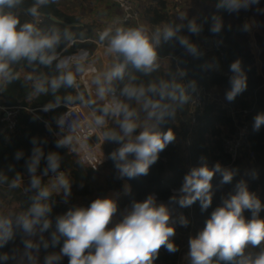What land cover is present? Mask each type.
I'll use <instances>...</instances> for the list:
<instances>
[{"label":"clouds","instance_id":"clouds-1","mask_svg":"<svg viewBox=\"0 0 264 264\" xmlns=\"http://www.w3.org/2000/svg\"><path fill=\"white\" fill-rule=\"evenodd\" d=\"M58 3L0 0V92L23 81L27 102L51 97L40 112L65 108L52 118L56 129L52 122H43L56 137L55 147L66 149V154L88 149L87 159L95 161L86 144L93 134L103 145H118L107 157L102 151V158L91 165L95 170L104 159L111 160L118 180L147 176L161 152L175 142L172 128H162L175 123L195 103L198 92L197 81L187 79L188 70L182 65L186 57L200 60L207 51L193 37L200 38L208 24L212 38L204 37V43L219 48L225 30L219 12L238 16L254 7L264 12L258 7L260 0H215L217 12L203 19L187 11L156 25L116 17L90 39L98 48L93 51L78 47L85 42L82 33L72 30L78 25L61 27L63 21L43 11ZM45 19L54 23L42 27ZM258 26L253 19L245 21L240 30L251 33ZM227 28L231 30L232 25ZM176 50L179 56L174 54ZM200 67L204 71L221 68L216 57ZM229 71L225 99L233 102L246 91L247 75L240 59L230 64ZM32 119L42 117L33 113ZM262 126L264 112L254 117L253 131ZM30 143L27 157L22 149L13 156L16 162L24 161L23 172L15 163L0 169L4 194L20 190L27 200L22 210L0 211V264H63L65 258L67 264H154L162 248L170 254L179 251L173 240L176 226L190 224L183 212L173 215L176 207L190 212L199 202L201 212H206L213 204L212 181L217 175L220 185H232V190L221 197L203 228L189 237L188 264H264V202L249 190L244 178L233 184L240 175L238 167L218 161L209 166L207 157L201 156L199 166L190 168L167 203L149 193L143 200L133 199L121 212L117 199L102 196L87 207H70L53 216L54 197L69 202L72 178L62 168L64 156L59 151H45L47 138L33 136ZM79 163L82 167L83 159ZM245 175L256 179L258 173L251 169ZM123 190L130 193L131 186L124 183ZM118 212L121 219L117 221Z\"/></svg>","mask_w":264,"mask_h":264},{"label":"trees","instance_id":"trees-1","mask_svg":"<svg viewBox=\"0 0 264 264\" xmlns=\"http://www.w3.org/2000/svg\"><path fill=\"white\" fill-rule=\"evenodd\" d=\"M151 6L148 7V22L152 25L162 24L174 20L179 12L169 9L168 0H150ZM200 11L201 19L204 16H210L216 13L215 0H197ZM150 3V2H149ZM156 3V4H155ZM259 6L264 9V0H260ZM44 12H51L55 17L69 24H78L81 22V14H73L64 10L60 4L50 5L48 8L43 9ZM73 14V15H72ZM223 17L225 23V30L221 36L223 44L216 48L214 55L210 54L209 50L206 51V56L200 60L186 57V63L182 65L188 70L187 79H195L198 88H203L208 93L219 94V100L207 102L205 107L195 112L197 115V123L192 124L191 105L187 106L182 111L175 123L164 125L162 130L167 131L172 128L176 135L174 143L169 144L166 149L161 152L158 161L151 166L150 172L147 176H141L138 179L127 180L131 185L130 194L118 201L119 210L122 211L125 207L130 205V202L135 200H143L149 193H155L159 198H167L172 194L174 189H179L184 175L190 170L191 167L199 166L201 156L208 159L209 166L215 162H220L224 166L238 167L240 175L236 176L233 184L241 178H244L251 184L252 189L255 191L260 189L257 194L258 197L264 202V158L261 153L264 152V126L259 131H253L254 117L261 112H264V102L262 99L261 84L257 76L255 54L252 51L251 43L246 35V32L240 30L241 23L233 21V15L227 12H219ZM264 16V12H263ZM54 21L45 19L42 27H49ZM210 23V22H209ZM82 24V22H81ZM231 24V30H228L227 25ZM61 27L66 25L60 24ZM208 24H205L204 32L200 38L193 37L197 40L202 47L205 48L204 37H209L211 34L208 32ZM73 31L82 33L85 37V42L78 45V47L86 48L95 51L97 45L89 42L92 38V26L84 24L73 27ZM71 51L75 52L73 48ZM167 51V49H166ZM175 55L179 56L180 51L176 50ZM212 57H216L222 67L221 71H204L200 65ZM236 59H240L242 67L247 75V89L242 94L238 95L233 102H228L225 99V92L229 89V71L230 64ZM175 67V64H173ZM1 96L5 99L8 105H23L29 107H42L47 103L51 97L44 96L38 100L27 102L25 99L26 88L23 81H16L11 84L4 92H0ZM224 103L228 104L231 108H254L251 113L252 124L249 129L248 140L251 147L259 154L262 166L255 168L258 173L256 179L243 174L241 168V157L232 160L231 156L225 152L223 147V136L226 132L222 128L224 126L228 131H234V121L229 115V111L225 108ZM64 110L63 107L56 109L52 112H40L41 120L34 121L32 114L22 112L18 116L16 127L13 131H8L4 125L0 123V169H6L9 163H15L18 171H24V161H14L13 156L17 150H24L25 157L30 154L32 145L30 139L33 136L47 138L48 144L45 145V151H59L64 156L62 168L66 173L71 175L72 178V195L67 204L62 202V197H54L56 204L54 206L53 216L63 214L70 207L83 206L87 207L91 201L97 197L106 196L111 190L120 191L123 186V180L115 178V171L111 160H108L97 170H93L90 166L83 164L80 166V160L74 153L66 154V149H57L55 147L56 137L49 133L43 121L54 123L52 118ZM54 128V127H53ZM188 141L184 145V141ZM118 145L104 144L103 148L106 155L114 150ZM243 159V157H242ZM240 160V161H239ZM240 165V167H239ZM252 168H249L251 170ZM221 177L219 175L214 177L213 189L214 197L212 206L206 211L201 212L199 202L192 205L188 218L190 220L189 227L194 225V232L197 233L203 228L205 220L210 216L211 211L221 203V197L226 195L232 190V185H220ZM27 183V176H25ZM83 185V187H81ZM0 201L2 206L0 210L7 204L18 206V210H22L27 206V200L20 190L14 191L10 195L4 194V189L0 188ZM246 217L250 218V213H245ZM264 217V212L261 213ZM121 219V216H120ZM189 227L186 229L178 228L173 240L179 247V251L170 254L164 248L160 250L158 259L154 264H181V253L187 247L189 239ZM5 251L7 249H4ZM188 264L187 259L182 261ZM63 264H67L65 258Z\"/></svg>","mask_w":264,"mask_h":264},{"label":"built area","instance_id":"built-area-1","mask_svg":"<svg viewBox=\"0 0 264 264\" xmlns=\"http://www.w3.org/2000/svg\"><path fill=\"white\" fill-rule=\"evenodd\" d=\"M106 1L112 2L114 5H116L122 12L121 18L128 17L129 23H132L134 20H140V15L137 12L138 0ZM206 96L207 94L203 88H198V92L194 94L195 103L191 104L190 107L191 112L194 113L192 114L191 119L193 125L197 123V115L195 114V112L203 109L206 103L208 102ZM224 106L228 109L229 114L235 124L234 131L228 132L223 136V147L225 149V152L231 156L233 161L244 155L251 165L258 166L259 156L257 152L251 147L250 142L248 140L249 129L252 124L251 113L254 108H231L226 103H224ZM40 108L41 107L8 105L5 103L4 99L0 94V123L4 125V128L6 130L13 131L16 127L19 114L25 111L28 114L33 115V113H37L40 115ZM64 111H66L65 108L63 112ZM53 127L54 129H56L55 123H53ZM86 144L90 146L91 153L95 155L96 159L95 161H90L89 159H87V157L89 156V150L85 149L79 154H76L80 161L83 159V164L91 167L92 163L98 162L102 158V151L104 153V156L107 157L106 152L103 148L102 141H98L95 134H93L86 140ZM106 161L107 159H104L102 163L98 164L95 171L98 170ZM169 197L159 198L157 196L158 200H163L164 202H166ZM190 208H192V206Z\"/></svg>","mask_w":264,"mask_h":264},{"label":"rangeland","instance_id":"rangeland-1","mask_svg":"<svg viewBox=\"0 0 264 264\" xmlns=\"http://www.w3.org/2000/svg\"><path fill=\"white\" fill-rule=\"evenodd\" d=\"M150 2V3H149ZM169 3V9L174 10L176 12H181V11H187L189 15H195L198 14L200 11L199 5L197 0H168ZM60 6L66 10L67 12H74L73 14H81L83 19L88 18L90 22L94 23L97 25L99 28L98 30L102 29L104 26H106V23L110 21L109 17L106 18L105 15V9L108 7H112V2L106 1V0H59ZM151 1L150 0H138V6H137V12L140 15V22H148V7L151 6ZM156 4V3H155ZM260 7V6H258ZM117 8V7H116ZM261 8V7H260ZM118 12L122 15V12L119 8H117ZM72 14V15H73ZM103 14V15H102ZM233 15V21H237L241 24H243L245 21H250V20H255L258 23V27L253 28L251 33H246L250 43H251V48L252 51L255 54V59H256V68H257V76L261 84V92H262V99L264 102V16L263 12H257L255 10V7L249 11H241L240 14L237 16L235 14ZM103 18H106L105 20H102ZM81 23V22H80ZM151 24V23H150ZM90 41V40H89ZM205 48L209 50L210 54L214 55L216 52V49L214 46H208L205 44ZM221 66V65H220ZM222 70V67L220 68V71ZM210 94V95H208ZM206 98L208 99V102L210 101H215L217 99H220L218 95L214 93H208ZM210 96V97H209ZM3 98V96H2ZM4 99V98H3ZM5 100V99H4ZM221 101V100H220ZM38 107V106H37ZM86 111V110H85ZM223 131L226 130L225 134L227 133V128L224 126L222 128ZM224 134V135H225ZM188 141H184V145H187ZM261 157L264 158V152H262ZM259 156V154H258ZM243 157V159H242ZM241 157V164L243 167L241 168V172L243 174L249 170V168L255 169L259 168L262 166V161L260 162V156H259V165L258 166H253L250 164V162L247 160V158L243 155ZM240 161V160H239ZM240 167V165H239ZM47 179V178H45ZM26 183V181H25ZM249 190L252 189L251 184H249ZM256 194L260 192V189H257L254 191ZM11 211H17L18 206L12 205ZM184 215L188 217L189 215V208H184L180 209ZM189 227V226H187ZM187 227H182L177 225L176 230L178 228L186 229ZM194 225L192 224L191 227H189V237L194 236L196 233L194 232ZM188 243V241H187ZM188 251V245L186 248L183 249V252L181 253V258L182 261L186 260V253ZM180 262L181 264H184L183 262Z\"/></svg>","mask_w":264,"mask_h":264},{"label":"crops","instance_id":"crops-1","mask_svg":"<svg viewBox=\"0 0 264 264\" xmlns=\"http://www.w3.org/2000/svg\"><path fill=\"white\" fill-rule=\"evenodd\" d=\"M117 6L116 5H114V4H112V7L110 6V7H108L107 9H105V15H106V18H108L109 17V19L110 20H112L113 18H116V17H121V14L118 12V10H117V8H116ZM69 13H74V12H69ZM76 14H78V13H76ZM103 15V14H102ZM106 18H103L102 20H105ZM83 19V17L81 18V22H82V24H81V26H84V24H87V25H91L92 26V36L91 37H94V35H95V33H96V31L100 28H98L97 27V25H95L94 23H92V22H90V20H88V18H84L85 20H82ZM98 50V48L95 50V51H97ZM97 171V170H96ZM124 183H128L129 185H130V183L127 181V180H123V185H124ZM131 186V185H130ZM130 193H127V194H125V192H124V190H123V186H122V188H121V190L120 191H118V190H111V191H109L108 192V194L106 195V196H112L113 198H115V199H117V200H119V199H122V198H125V197H127L128 195H129ZM128 207V206H127ZM126 208V207H125ZM124 208V209H125ZM11 209H13L12 208V205L11 204H9V203H7L0 211H11ZM123 209V210H124ZM122 210V211H123ZM121 211V212H122ZM117 221L120 219V214H119V212H118V214H117Z\"/></svg>","mask_w":264,"mask_h":264},{"label":"water","instance_id":"water-1","mask_svg":"<svg viewBox=\"0 0 264 264\" xmlns=\"http://www.w3.org/2000/svg\"><path fill=\"white\" fill-rule=\"evenodd\" d=\"M57 20L59 21H62L60 19H58L57 17H55ZM61 24H64V25H68V26H73V25H81V23H78V24H69V23H65L64 21L61 23ZM159 202H164L163 200H158ZM168 201V200H167Z\"/></svg>","mask_w":264,"mask_h":264},{"label":"bare ground","instance_id":"bare-ground-1","mask_svg":"<svg viewBox=\"0 0 264 264\" xmlns=\"http://www.w3.org/2000/svg\"><path fill=\"white\" fill-rule=\"evenodd\" d=\"M165 203H167V201H166ZM177 212H182L178 206L176 207V209H175L173 215H175Z\"/></svg>","mask_w":264,"mask_h":264}]
</instances>
